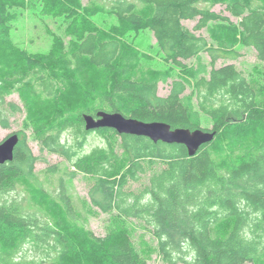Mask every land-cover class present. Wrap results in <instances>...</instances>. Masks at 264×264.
Listing matches in <instances>:
<instances>
[{
  "label": "trees",
  "instance_id": "1",
  "mask_svg": "<svg viewBox=\"0 0 264 264\" xmlns=\"http://www.w3.org/2000/svg\"><path fill=\"white\" fill-rule=\"evenodd\" d=\"M15 4L0 0V126L26 112L25 127L41 150L65 164L44 169V179L56 182L54 194L34 171L45 158L15 132L13 159L0 164V264H149L133 241V219L150 228L167 264H264V84L234 63L216 65L241 56L236 44L253 48L264 62V0H87L82 7L90 15L149 29L175 69L140 75V53L115 30L91 22L48 53L9 54L2 26ZM216 5L229 15L213 10ZM185 20L196 22L189 28ZM202 29L211 42L197 33ZM189 58L195 63L184 62ZM160 82L169 84L164 96L157 94ZM14 93L21 106L6 101ZM98 110L215 135L190 156L183 144L112 128L86 130L83 114ZM207 120L211 127L203 125ZM92 132L103 143L85 152ZM78 173L92 181L88 197H79L84 213L108 214L104 235L76 217L70 191ZM21 182L27 205L4 196ZM131 182L141 186L129 189ZM26 243L50 253L25 257Z\"/></svg>",
  "mask_w": 264,
  "mask_h": 264
},
{
  "label": "rangeland",
  "instance_id": "2",
  "mask_svg": "<svg viewBox=\"0 0 264 264\" xmlns=\"http://www.w3.org/2000/svg\"><path fill=\"white\" fill-rule=\"evenodd\" d=\"M14 3L16 4L10 9L9 17L2 26L7 37V43L4 45V48L9 49V54L14 53L13 51L17 49H22L28 54L48 53L52 48L62 45V43L63 45H67L68 42L79 35L78 32H75L76 29L79 31L78 28L81 26L87 28V24L91 25V22L96 28L115 30L140 53L141 65L140 69L137 70L139 73L138 75L149 68L170 69L172 72L175 70L174 66L164 59L149 29L144 27L131 28L128 25L118 22L117 19L111 15L100 13L90 15L82 7V5H88L87 0H80L78 4L75 3V0H64V3L68 5L70 9L76 8V10H79L74 16L73 13L67 15V11H64L69 8H57L54 0H14ZM213 10L229 15L221 5H216ZM232 21H235V19L232 18ZM195 22V20H185L184 24L192 28ZM228 31V33L231 34L235 33V30L232 29H228ZM197 33L208 37V33L205 29L197 31ZM208 40L211 42L209 37ZM235 47L239 50L241 56L237 59H218L216 65L234 63L247 78L264 84V62L257 60L254 49L241 44H236ZM201 58L207 63L210 60L206 52L201 53ZM184 62L188 65H192L195 63V59L189 58L184 60ZM168 89L169 84L160 82L158 84L157 94L164 96L167 94ZM6 101H12L21 106V101L17 93L8 96ZM25 118L26 112L22 111L10 117L9 126L7 128L0 126V142L9 134L19 131L20 138L23 136L25 137L33 154L45 158V162L38 161L34 165V171L38 176V181L42 183L45 189L56 194V182H49L44 179V169L51 164L58 162L65 164V162H63L64 160L61 156L41 150L30 128L25 127ZM203 125L211 127V123L208 120L205 121ZM102 143L103 137L92 132L87 136L84 151L88 152L93 147ZM159 167L161 168V165H156L155 168ZM150 173V170L147 171V173L143 175L144 177L141 182H146ZM141 182H131L129 189H139ZM91 183L92 181L88 176L78 173L73 180V189H71L70 193L73 194V203L77 213L76 217L79 219V222L84 223L94 234L104 235L106 232L108 214L100 213L98 216L87 215L84 213L79 203V197H88V190ZM4 196L9 199L19 200L22 204L27 205L28 198L24 189V182L17 184L13 190L9 191ZM129 225L132 231L131 235L133 241L140 252L146 256L148 263L167 264L162 260L161 255L157 251V242L150 228L136 219L130 220ZM20 253L25 257H44L49 255L50 250L44 246H42V248H37V246L31 243H26L22 247Z\"/></svg>",
  "mask_w": 264,
  "mask_h": 264
},
{
  "label": "water",
  "instance_id": "3",
  "mask_svg": "<svg viewBox=\"0 0 264 264\" xmlns=\"http://www.w3.org/2000/svg\"><path fill=\"white\" fill-rule=\"evenodd\" d=\"M83 120L86 130L112 128L120 134L145 136L154 142L183 144L190 156L195 154L200 145L210 142L215 135V131L201 128L193 130L186 127L172 128L168 123L162 121H142L126 117L120 112L105 110H98L94 115L84 113ZM18 140V134L14 132L0 142V164L13 159L14 148Z\"/></svg>",
  "mask_w": 264,
  "mask_h": 264
},
{
  "label": "flooded vegetation",
  "instance_id": "4",
  "mask_svg": "<svg viewBox=\"0 0 264 264\" xmlns=\"http://www.w3.org/2000/svg\"><path fill=\"white\" fill-rule=\"evenodd\" d=\"M14 133V132H13Z\"/></svg>",
  "mask_w": 264,
  "mask_h": 264
}]
</instances>
